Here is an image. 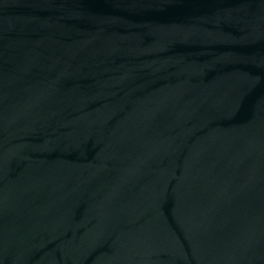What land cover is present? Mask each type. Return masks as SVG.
<instances>
[{
	"label": "water",
	"instance_id": "1",
	"mask_svg": "<svg viewBox=\"0 0 264 264\" xmlns=\"http://www.w3.org/2000/svg\"><path fill=\"white\" fill-rule=\"evenodd\" d=\"M0 264H264V0H0Z\"/></svg>",
	"mask_w": 264,
	"mask_h": 264
}]
</instances>
